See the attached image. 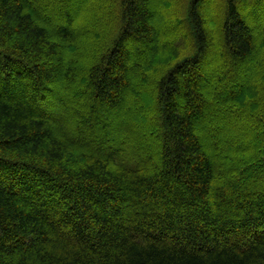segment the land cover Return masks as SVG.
<instances>
[{"label":"trees","instance_id":"16d2710c","mask_svg":"<svg viewBox=\"0 0 264 264\" xmlns=\"http://www.w3.org/2000/svg\"><path fill=\"white\" fill-rule=\"evenodd\" d=\"M260 21L264 0H0V264H264Z\"/></svg>","mask_w":264,"mask_h":264},{"label":"rangeland","instance_id":"374dc122","mask_svg":"<svg viewBox=\"0 0 264 264\" xmlns=\"http://www.w3.org/2000/svg\"><path fill=\"white\" fill-rule=\"evenodd\" d=\"M239 2H241V3H252L253 2V0H239ZM259 23V22H258ZM260 29L261 30H263V31H261V32H263L264 33V25H263V23L260 21ZM261 32H260V34H261ZM262 33V35H264ZM178 39V38H177ZM163 40L161 39L160 41H159V44L162 42ZM218 46V45H217ZM218 54H217V56H216V54H215V56H213V57H215V58H217V59H219V61L220 62H218V63H214L212 60H214L215 58H213L212 60H211V62H210V67L211 68H213V69H215V68H217V67H220V66H222V65H224L225 63H226V60H225V58H223V57H225L226 55H227V52H226V50L223 48V47H219L218 46ZM228 56V55H227ZM212 69V70H213ZM210 71V70H209ZM211 72V71H210ZM213 73V72H212ZM239 74L238 75H241V74H243L242 72H238ZM229 80V82H228V84H230L231 83V79H228ZM223 81V80H222ZM217 88V87H216ZM228 88H229V85H228ZM264 93V92H263ZM263 93H261L262 95H263ZM259 94L257 95V98L256 99H258L259 98ZM218 103H216V111H217V109H218V111L221 113V114H225L226 113V110L225 109H221V108H219L218 106ZM234 115H233V123H231V124H227L228 125V131L227 132H229L228 134H230L232 131H234L235 133L237 132L236 130H238V129H240V130H243L244 132L246 131V132H248V131H250V129H251V131H252V137H254L255 136V131H256V128H257V125L256 124H254L253 122H249V118L248 117H246V115H243L241 112H234L233 113ZM140 117V120H142V116H139ZM250 124V125H249ZM248 125V126H247ZM233 134V133H232ZM257 135V134H256ZM212 140H214L213 142H215V138H213L212 137ZM229 141H228V144H231V142H232V140H233V137L230 135V137H229V139H228ZM233 143V142H232ZM218 146V145H217ZM217 146H215L216 147V150H217V152L219 151V152H221V151H223V150H221V148L222 149H224L223 148V146H220V147H217ZM232 146V145H231Z\"/></svg>","mask_w":264,"mask_h":264}]
</instances>
